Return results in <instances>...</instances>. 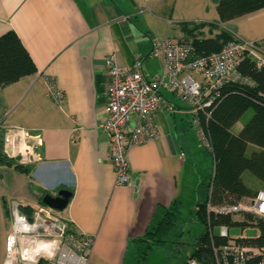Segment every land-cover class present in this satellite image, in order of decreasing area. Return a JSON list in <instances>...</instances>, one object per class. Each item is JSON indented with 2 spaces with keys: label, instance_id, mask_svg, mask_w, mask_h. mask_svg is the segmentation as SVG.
Segmentation results:
<instances>
[{
  "label": "crops",
  "instance_id": "1",
  "mask_svg": "<svg viewBox=\"0 0 264 264\" xmlns=\"http://www.w3.org/2000/svg\"><path fill=\"white\" fill-rule=\"evenodd\" d=\"M219 1L0 0V36L13 32L36 69L0 88V136L3 129L22 128L39 141L28 174L0 165V264L14 212L29 214L43 206L44 195L58 191L71 196L57 215L73 233L94 238L87 264H125L135 240L156 226L172 201L189 206L184 215L194 209L188 199L202 185L194 113L166 88L160 94L172 111L156 114L159 137L127 154L135 184L115 185L108 138L100 130L103 60L111 53L119 67L129 69L139 59L145 78L160 77L163 62L150 57L153 43L185 41L183 25L217 26L202 29L204 38L224 30L238 42L264 39V9L220 24ZM50 82L63 92L60 105L48 97ZM243 125L239 120L232 134Z\"/></svg>",
  "mask_w": 264,
  "mask_h": 264
},
{
  "label": "built area",
  "instance_id": "2",
  "mask_svg": "<svg viewBox=\"0 0 264 264\" xmlns=\"http://www.w3.org/2000/svg\"><path fill=\"white\" fill-rule=\"evenodd\" d=\"M150 57L162 59L160 77L145 78L139 59L129 69L119 67L111 53L103 60L107 81L105 119L100 130L108 138V162L117 187L135 184L128 167V151L156 140L160 135L156 114L172 111L171 105L161 97L162 88L193 111L197 138L206 151L211 150L200 118H209L225 84L246 81L237 72L243 58L252 59L257 69L264 68V39L253 43L230 42L219 52L204 56H196L188 42L165 39L153 43ZM47 94L53 103L63 102V92L51 82ZM1 141L7 159L22 167L35 162L39 141L25 129H3ZM183 157L181 154L180 158ZM206 207L208 213L229 217L234 224L215 228L217 234L213 228L209 230L210 237L217 235L226 241L224 245L211 243L215 264H264V238L260 242L258 226L259 222L264 225V191L234 205L211 207L207 202ZM235 227L254 228L258 234L251 239L229 238L228 229ZM93 242L91 236L73 233L55 211L36 205L29 214L16 210L12 215L1 264H87ZM186 264L200 263L188 260Z\"/></svg>",
  "mask_w": 264,
  "mask_h": 264
},
{
  "label": "trees",
  "instance_id": "3",
  "mask_svg": "<svg viewBox=\"0 0 264 264\" xmlns=\"http://www.w3.org/2000/svg\"><path fill=\"white\" fill-rule=\"evenodd\" d=\"M264 9V0H220L217 14L220 24L252 14ZM217 28L210 24H197L192 28L183 25L185 41L190 43L196 56L214 54L230 43L236 42L228 32L220 30L217 35L204 38L201 30ZM36 69L30 57L13 32L0 36V88L13 84L35 74ZM238 74L245 79L243 83H228L220 90V99L211 109L209 118L201 117V127L209 141L212 172L205 185V200L196 204L187 215L186 207L179 200H174L165 209L156 226L145 232L143 237L135 240V246H143L141 259L146 261L148 253L155 248L181 245L179 238L182 228L190 220L201 227V233L191 244L192 251L188 260L200 264H215L212 254V242L224 245L225 240L209 236V230L219 226L232 227L229 217L207 212V202L211 207L234 205L244 198H253L256 192L244 185L243 173L253 176L264 191V68L257 69L250 58H243L237 66ZM248 111L250 119L244 123L237 135L231 128ZM2 136H0V165L13 167L14 170L28 174V167H22L7 159L2 153ZM248 146L256 148L246 154ZM26 213V211L21 210ZM189 220H188V219ZM261 239L264 238V225L259 222ZM259 242H257L258 244ZM140 262V261H138ZM185 264V263H184Z\"/></svg>",
  "mask_w": 264,
  "mask_h": 264
},
{
  "label": "rangeland",
  "instance_id": "4",
  "mask_svg": "<svg viewBox=\"0 0 264 264\" xmlns=\"http://www.w3.org/2000/svg\"><path fill=\"white\" fill-rule=\"evenodd\" d=\"M176 101L179 103V105L188 108L187 105L180 102L178 99H176ZM250 117L251 111H248L240 118V121L242 123H246L250 119ZM194 135L198 150L195 164L198 169L199 178L202 180V185L199 187V193L191 192V199H188L189 203L187 204H192L193 206L197 203H202L205 200L207 194L204 191L203 186L209 181L212 172L211 156L209 152L202 147L200 141L197 138V135L195 134V131ZM246 154H249L248 150L246 151ZM241 180L244 185L248 186L253 192L257 193L263 191V188L259 187V182L249 173H243V176H241ZM194 198H196V200ZM201 230L202 227L197 222H195L194 220H190V222H187L182 228V236L179 238L181 245L155 248L148 253L146 261H143L141 259L144 247L136 246L130 249L129 254L126 257L125 264H186L188 261V256L192 251L191 244L194 242V239L199 236ZM217 232L218 229L213 230L214 234H217ZM257 234L258 232L254 228H247L244 230L241 227H235L228 229L229 238H239L240 236H244L247 239H251L256 237Z\"/></svg>",
  "mask_w": 264,
  "mask_h": 264
},
{
  "label": "water",
  "instance_id": "5",
  "mask_svg": "<svg viewBox=\"0 0 264 264\" xmlns=\"http://www.w3.org/2000/svg\"><path fill=\"white\" fill-rule=\"evenodd\" d=\"M71 194L67 191H58L55 196L44 195L41 204L53 211L62 212L70 199Z\"/></svg>",
  "mask_w": 264,
  "mask_h": 264
}]
</instances>
